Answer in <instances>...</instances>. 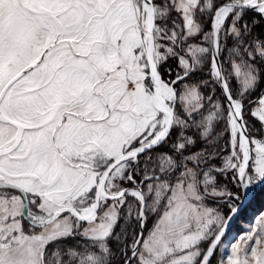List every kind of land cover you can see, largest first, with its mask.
Returning a JSON list of instances; mask_svg holds the SVG:
<instances>
[{
  "label": "snow or ice",
  "instance_id": "6c2138e0",
  "mask_svg": "<svg viewBox=\"0 0 264 264\" xmlns=\"http://www.w3.org/2000/svg\"><path fill=\"white\" fill-rule=\"evenodd\" d=\"M0 264H264V0H0Z\"/></svg>",
  "mask_w": 264,
  "mask_h": 264
},
{
  "label": "rangeland",
  "instance_id": "374dc122",
  "mask_svg": "<svg viewBox=\"0 0 264 264\" xmlns=\"http://www.w3.org/2000/svg\"><path fill=\"white\" fill-rule=\"evenodd\" d=\"M240 226H241V227H243V226H244V225H243V222H241Z\"/></svg>",
  "mask_w": 264,
  "mask_h": 264
}]
</instances>
